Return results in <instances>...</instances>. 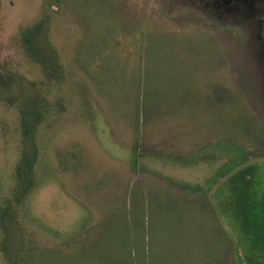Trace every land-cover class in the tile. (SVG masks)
<instances>
[{
    "label": "rangeland",
    "instance_id": "rangeland-1",
    "mask_svg": "<svg viewBox=\"0 0 264 264\" xmlns=\"http://www.w3.org/2000/svg\"><path fill=\"white\" fill-rule=\"evenodd\" d=\"M252 12L0 0V264H264Z\"/></svg>",
    "mask_w": 264,
    "mask_h": 264
},
{
    "label": "flooded vegetation",
    "instance_id": "flooded-vegetation-1",
    "mask_svg": "<svg viewBox=\"0 0 264 264\" xmlns=\"http://www.w3.org/2000/svg\"><path fill=\"white\" fill-rule=\"evenodd\" d=\"M250 1V0H249ZM245 2H247V1H245ZM245 5H247V4H245ZM249 5H247V9H248V11L250 12V10H251V7L249 6ZM253 13V15L256 17V18H259V19H257V21L259 22V24H260V32H261V34H264V13L263 14H260V15H257V14H255L254 12H252ZM260 35V34H259ZM261 42H263V41H261Z\"/></svg>",
    "mask_w": 264,
    "mask_h": 264
},
{
    "label": "trees",
    "instance_id": "trees-1",
    "mask_svg": "<svg viewBox=\"0 0 264 264\" xmlns=\"http://www.w3.org/2000/svg\"><path fill=\"white\" fill-rule=\"evenodd\" d=\"M262 225V224H261ZM260 227H262V226H260Z\"/></svg>",
    "mask_w": 264,
    "mask_h": 264
}]
</instances>
